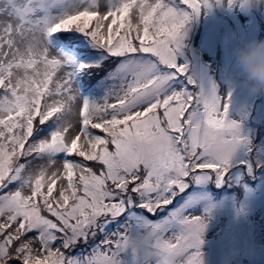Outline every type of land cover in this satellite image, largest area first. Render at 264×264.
Returning <instances> with one entry per match:
<instances>
[{"label": "snow or ice", "instance_id": "1", "mask_svg": "<svg viewBox=\"0 0 264 264\" xmlns=\"http://www.w3.org/2000/svg\"><path fill=\"white\" fill-rule=\"evenodd\" d=\"M211 6L0 0V264H264V140L178 59Z\"/></svg>", "mask_w": 264, "mask_h": 264}, {"label": "rangeland", "instance_id": "2", "mask_svg": "<svg viewBox=\"0 0 264 264\" xmlns=\"http://www.w3.org/2000/svg\"><path fill=\"white\" fill-rule=\"evenodd\" d=\"M212 3L214 2H211L212 6L210 8L202 9L198 16H195L189 21L190 25L187 28V35L183 42L184 46L181 49L182 55L178 59L181 63L188 65L189 74H193L196 79L202 82L217 80L223 84L225 90H233L238 100L247 104L248 119L245 121L246 127L249 129L252 128L258 141L264 140V96H249L239 83L240 77L235 68L232 69L229 75H225L222 71V66L232 65L233 58L230 50L235 48L236 43H239L240 40L233 39L225 46V38L230 34L226 32L222 17L224 8L228 7L223 4L218 6L214 3L213 5ZM259 9L264 10V7ZM231 11L232 17L236 20L240 28L236 29L234 33H237L244 40L261 38L262 33L256 35L255 23L248 13L243 12L237 5L231 7ZM197 20L198 25L193 33V24L195 25ZM194 46H197V50L193 49ZM184 50L189 55L186 61L184 58ZM81 92L83 96L90 98L87 91L81 89ZM103 94L104 92L101 88L100 95L96 99L102 97ZM215 191L218 197L225 194L224 190ZM227 191L231 192L232 190ZM262 217H264V210L257 209L254 219L258 222H264L262 221ZM213 234L210 233L208 238L211 239ZM76 252H79V249Z\"/></svg>", "mask_w": 264, "mask_h": 264}, {"label": "clouds", "instance_id": "3", "mask_svg": "<svg viewBox=\"0 0 264 264\" xmlns=\"http://www.w3.org/2000/svg\"><path fill=\"white\" fill-rule=\"evenodd\" d=\"M235 3L245 13L264 7V0H235ZM233 39L240 40L230 50L233 63L222 66V71L229 75L235 68L240 77L239 83L249 96H264V39L244 40L237 33H232L225 38V46Z\"/></svg>", "mask_w": 264, "mask_h": 264}, {"label": "trees", "instance_id": "4", "mask_svg": "<svg viewBox=\"0 0 264 264\" xmlns=\"http://www.w3.org/2000/svg\"><path fill=\"white\" fill-rule=\"evenodd\" d=\"M210 2H214V0H210ZM214 3H212V4L214 5ZM231 12H232L231 8H224L223 17H222L224 27L226 28V32L228 34H232L235 32L236 29H240L239 26L237 25L236 20L232 17ZM248 14L250 15V17H252V21L255 23L256 35L262 33V36L260 38V39H262L264 37V10L263 9L262 10L257 9L251 13H248ZM189 25H190V22L188 23L187 28ZM197 25H198V20H197V23L195 25L193 24V33L196 30ZM236 44H238V43H236ZM193 49L197 50V46H194ZM183 52H184V58L186 61V60H188L189 55H188V52H186L185 50ZM102 76H103V73H99L97 75H93V76H89V77H80V79H79L81 89L83 91H87V93L89 94V97L92 99H96L100 95L101 88L98 86V80ZM250 129L252 130V128H250Z\"/></svg>", "mask_w": 264, "mask_h": 264}]
</instances>
